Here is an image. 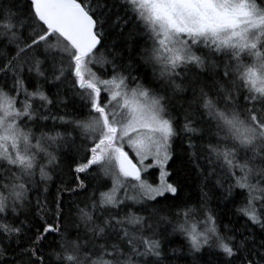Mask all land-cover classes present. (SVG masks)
Here are the masks:
<instances>
[{
    "label": "snow or ice",
    "instance_id": "1",
    "mask_svg": "<svg viewBox=\"0 0 264 264\" xmlns=\"http://www.w3.org/2000/svg\"><path fill=\"white\" fill-rule=\"evenodd\" d=\"M0 264H264V0H0Z\"/></svg>",
    "mask_w": 264,
    "mask_h": 264
},
{
    "label": "trees",
    "instance_id": "2",
    "mask_svg": "<svg viewBox=\"0 0 264 264\" xmlns=\"http://www.w3.org/2000/svg\"><path fill=\"white\" fill-rule=\"evenodd\" d=\"M141 71H143V69L141 70ZM150 69H149V74H150ZM134 75H139V74H141V73H133ZM52 91H54V89H52ZM51 122H49V124H50ZM177 145H179L180 144V141L178 140L177 142ZM177 151H179V149L177 148ZM176 165L174 164L173 165V167H175ZM171 170V169H170ZM58 182V181H57ZM108 186L110 187L111 186V182L109 181L108 182ZM55 188H56V184L55 183H53L52 185H51V191L54 193L55 192ZM191 188L193 189V191H192V194L194 195V196H197L198 195V191L197 190H195V184L193 183L192 185H191ZM188 189H185V191H187ZM35 195H36V193L35 192H33V193H31V196L33 197V199H34V197H35ZM182 195H183V193H182ZM213 206H215V203H214V205ZM229 208H232V210L234 211L235 209H234V206H232V205H229ZM220 210L222 211V212H224V211H227L228 209H226V208H224V206L221 204L220 205ZM221 219L224 221V222H227V220H228V217H226V216H222L221 217ZM54 237H52V236H49V240H52ZM175 240L177 241V243H179V242H181V238L179 237V236H177V237H175Z\"/></svg>",
    "mask_w": 264,
    "mask_h": 264
},
{
    "label": "rangeland",
    "instance_id": "3",
    "mask_svg": "<svg viewBox=\"0 0 264 264\" xmlns=\"http://www.w3.org/2000/svg\"><path fill=\"white\" fill-rule=\"evenodd\" d=\"M158 174V173H157Z\"/></svg>",
    "mask_w": 264,
    "mask_h": 264
}]
</instances>
